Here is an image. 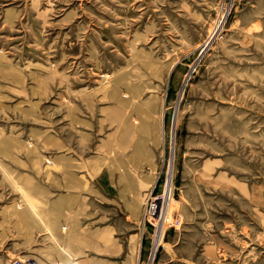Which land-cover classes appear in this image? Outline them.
I'll return each mask as SVG.
<instances>
[{
	"label": "rangeland",
	"instance_id": "obj_1",
	"mask_svg": "<svg viewBox=\"0 0 264 264\" xmlns=\"http://www.w3.org/2000/svg\"><path fill=\"white\" fill-rule=\"evenodd\" d=\"M15 262L264 264V0H0Z\"/></svg>",
	"mask_w": 264,
	"mask_h": 264
},
{
	"label": "bare ground",
	"instance_id": "obj_2",
	"mask_svg": "<svg viewBox=\"0 0 264 264\" xmlns=\"http://www.w3.org/2000/svg\"><path fill=\"white\" fill-rule=\"evenodd\" d=\"M127 135V134H126ZM128 136V135H127ZM127 136H125V137H127ZM125 137H124V139H125ZM8 142V143H7ZM2 143V145H3V148L4 147H6V144H7V146H8V144H10V142L8 141V140H6V141H2L1 142ZM35 191L36 193H39L40 192V190L39 189H37V187H33V189H32V191ZM54 209H57V208H54ZM53 209V210H54ZM17 214L19 215V217H20V219H23L25 222H26V220L28 221V219H29V213H28V211H26V210H24L23 212H20V213H18L17 212ZM51 216H53V218L51 217ZM49 217H51V228H50V230L52 231V232H55L57 229H58V224H57V221H56V219H57V216L54 214V213H52V214H50L49 215ZM46 222V221H45Z\"/></svg>",
	"mask_w": 264,
	"mask_h": 264
},
{
	"label": "crops",
	"instance_id": "obj_3",
	"mask_svg": "<svg viewBox=\"0 0 264 264\" xmlns=\"http://www.w3.org/2000/svg\"><path fill=\"white\" fill-rule=\"evenodd\" d=\"M70 227H69V229H70V231H72L73 233H74V236H73V240L72 241H70L69 239L65 242V245H67V247L70 249V251L72 252V253H74V252H76L77 251V249H78V247L77 246H75V244H74V240L75 241H77V238H76V235H78V237H80V233L81 232H79V234L77 233H75V231H77L76 230V225L75 224H70L69 225ZM89 234V233H88ZM86 236H88L87 234H86ZM71 239H72V237H71ZM78 239H80V238H78ZM69 242H71V243H69Z\"/></svg>",
	"mask_w": 264,
	"mask_h": 264
},
{
	"label": "built area",
	"instance_id": "obj_4",
	"mask_svg": "<svg viewBox=\"0 0 264 264\" xmlns=\"http://www.w3.org/2000/svg\"><path fill=\"white\" fill-rule=\"evenodd\" d=\"M14 264H20V263H18V262H15Z\"/></svg>",
	"mask_w": 264,
	"mask_h": 264
}]
</instances>
